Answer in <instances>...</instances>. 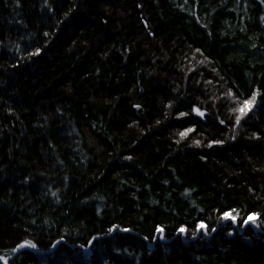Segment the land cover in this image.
Instances as JSON below:
<instances>
[{"label": "trees", "instance_id": "obj_1", "mask_svg": "<svg viewBox=\"0 0 264 264\" xmlns=\"http://www.w3.org/2000/svg\"><path fill=\"white\" fill-rule=\"evenodd\" d=\"M25 240L7 264H264V0H0V257Z\"/></svg>", "mask_w": 264, "mask_h": 264}, {"label": "snow or ice", "instance_id": "obj_2", "mask_svg": "<svg viewBox=\"0 0 264 264\" xmlns=\"http://www.w3.org/2000/svg\"><path fill=\"white\" fill-rule=\"evenodd\" d=\"M37 53H39L40 49H37L36 50ZM255 97H253V100L252 101H249V100H245L239 107V112H240V116L237 117V124H239L240 122V118L241 116H243L250 108L251 106V103L254 101ZM137 107H140L139 105H137ZM193 111L197 114H199L200 116H203L204 115V112L201 111V109L199 107H196L193 109ZM233 111H237V109H233ZM188 115L186 112H180L179 113V116L181 117H184ZM194 129L193 128H185L183 131H181L179 133V135L181 137H186L190 132H192ZM195 143L199 144L200 142L199 141H195ZM213 143H223V141H213ZM260 214L259 213H251L249 214V216L244 219V223L245 224H248L249 221H253L254 222V218L255 217H258ZM240 216V210L239 209H236V208H232V209H229V210H225V211H222L221 212V218L224 219V220H229L231 219L233 222H236L238 220V217ZM115 228V226H113ZM197 229H204L205 231H207V225L201 221L198 225H197ZM127 230V229H126ZM158 232H160L161 234H163L164 232V227L163 226H157V229H156ZM186 226H181L178 231L179 232H186ZM215 230V229H213ZM111 231V229H110ZM193 236L196 235V232L194 231L192 233ZM63 239V237L61 238ZM95 239V237H93V240ZM25 246H29V247H32V248H36L37 245L31 241V240H25L22 244L18 245V247H25ZM0 259H4L5 260V264H7V258L6 257H0Z\"/></svg>", "mask_w": 264, "mask_h": 264}, {"label": "water", "instance_id": "obj_3", "mask_svg": "<svg viewBox=\"0 0 264 264\" xmlns=\"http://www.w3.org/2000/svg\"><path fill=\"white\" fill-rule=\"evenodd\" d=\"M23 248H26V247H16L15 248V250L13 251V253L9 256V257H7V261H8V259L9 258H11V257H13L16 253H18L21 249H23ZM0 262L2 263V264H5V260L4 259H0Z\"/></svg>", "mask_w": 264, "mask_h": 264}, {"label": "rangeland", "instance_id": "obj_4", "mask_svg": "<svg viewBox=\"0 0 264 264\" xmlns=\"http://www.w3.org/2000/svg\"><path fill=\"white\" fill-rule=\"evenodd\" d=\"M249 223H254L255 224V222H252L251 220L249 221ZM256 225V224H255ZM202 232H206L204 229H202Z\"/></svg>", "mask_w": 264, "mask_h": 264}, {"label": "bare ground", "instance_id": "obj_5", "mask_svg": "<svg viewBox=\"0 0 264 264\" xmlns=\"http://www.w3.org/2000/svg\"><path fill=\"white\" fill-rule=\"evenodd\" d=\"M57 244V243H56ZM56 244H54L52 247H51V249H53L55 246H56ZM26 248H28V246H25ZM15 250V249H14Z\"/></svg>", "mask_w": 264, "mask_h": 264}]
</instances>
